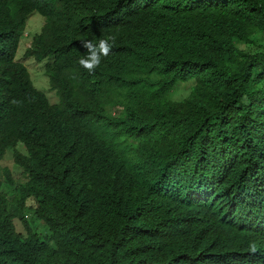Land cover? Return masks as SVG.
Listing matches in <instances>:
<instances>
[{
  "label": "trees",
  "instance_id": "16d2710c",
  "mask_svg": "<svg viewBox=\"0 0 264 264\" xmlns=\"http://www.w3.org/2000/svg\"><path fill=\"white\" fill-rule=\"evenodd\" d=\"M33 12L58 103L15 59ZM261 38L264 0H0V164L25 176L2 170L0 264H264Z\"/></svg>",
  "mask_w": 264,
  "mask_h": 264
},
{
  "label": "rangeland",
  "instance_id": "374dc122",
  "mask_svg": "<svg viewBox=\"0 0 264 264\" xmlns=\"http://www.w3.org/2000/svg\"><path fill=\"white\" fill-rule=\"evenodd\" d=\"M43 23H44V18L37 12H33L28 17L25 27H24L23 34L19 41V46L16 52L15 59L17 61H20L26 66V68L28 69L30 73V78L33 82V85L37 89L43 91L51 103H58L59 98L55 90L50 89L48 76L45 73V65L48 62V59L46 58L42 61H36L32 57H26L24 55L25 49L30 46L33 35L38 33L41 30ZM259 42L264 44V38H261ZM238 45L246 50L255 49V46H246L242 42H238ZM192 82L193 80L179 82L178 84L174 86L172 91L169 93V97L174 100H181L185 98L189 94L191 85L193 84ZM17 149L25 153V148L23 147L22 144H18ZM4 167H7L10 170L11 175L16 182L19 183V182L24 181L25 176L22 173L21 168H19L14 163L13 154L10 148L6 150V153L3 159L1 160V164H0V180L3 182H4V174L2 170ZM3 186L8 193V196L11 198L10 195L12 194V191L10 187L6 186L5 183L3 184ZM28 202L29 204H31L33 201L29 200ZM25 214L28 217V219H30L31 211L26 210ZM31 223L34 224L33 226L36 227V230L40 233V235H42L45 238L46 234L49 232L47 227H45L43 223L37 222V221L31 222ZM14 226H15L16 231L18 232L22 231L21 223L17 218H14Z\"/></svg>",
  "mask_w": 264,
  "mask_h": 264
},
{
  "label": "clouds",
  "instance_id": "9594fccd",
  "mask_svg": "<svg viewBox=\"0 0 264 264\" xmlns=\"http://www.w3.org/2000/svg\"><path fill=\"white\" fill-rule=\"evenodd\" d=\"M117 37L115 35H109L107 38H100L98 41L91 39L81 40L84 48L87 49V53L82 55L78 63L89 74H93L97 68L100 67L103 58L107 57L115 45ZM12 103L18 104L19 101L13 100ZM259 251V247L255 242L249 243V252L255 254Z\"/></svg>",
  "mask_w": 264,
  "mask_h": 264
}]
</instances>
